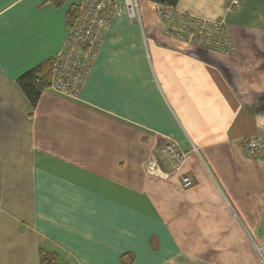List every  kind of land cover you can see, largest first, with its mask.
I'll use <instances>...</instances> for the list:
<instances>
[{
    "label": "crops",
    "instance_id": "obj_1",
    "mask_svg": "<svg viewBox=\"0 0 264 264\" xmlns=\"http://www.w3.org/2000/svg\"><path fill=\"white\" fill-rule=\"evenodd\" d=\"M79 1L0 0V264H264V159L242 145L264 138V0L226 17L234 56L116 0L79 96L47 88L31 108L18 80L62 49ZM226 1L176 9L218 20ZM167 143L190 188L147 172Z\"/></svg>",
    "mask_w": 264,
    "mask_h": 264
},
{
    "label": "built area",
    "instance_id": "obj_2",
    "mask_svg": "<svg viewBox=\"0 0 264 264\" xmlns=\"http://www.w3.org/2000/svg\"><path fill=\"white\" fill-rule=\"evenodd\" d=\"M243 0H227L224 15L218 20H207L181 12L176 7H159V17L164 34L200 48L234 56L235 49L226 17L238 13ZM76 20L68 27L67 39L62 49L53 58L50 89L60 94L76 98L84 88L93 63L105 41L118 11L116 0H80ZM131 23L142 25L140 0H126ZM245 153L252 159H264V138L246 137L242 141ZM146 165L149 174L168 179L172 174H180L184 188L193 186L190 176L182 175L187 159L186 153L177 145L167 143L158 149ZM170 163L167 171L164 165ZM260 237L264 240V230Z\"/></svg>",
    "mask_w": 264,
    "mask_h": 264
},
{
    "label": "trees",
    "instance_id": "obj_3",
    "mask_svg": "<svg viewBox=\"0 0 264 264\" xmlns=\"http://www.w3.org/2000/svg\"><path fill=\"white\" fill-rule=\"evenodd\" d=\"M160 6L176 7L179 0H148ZM58 4V3H57ZM78 15V7L71 9L69 12V25L76 20ZM53 59L45 62L37 68L31 70L18 80V85L29 100L31 108H35L45 89L49 87ZM40 264H60L58 257L54 253H48L44 250L40 251Z\"/></svg>",
    "mask_w": 264,
    "mask_h": 264
},
{
    "label": "rangeland",
    "instance_id": "obj_4",
    "mask_svg": "<svg viewBox=\"0 0 264 264\" xmlns=\"http://www.w3.org/2000/svg\"><path fill=\"white\" fill-rule=\"evenodd\" d=\"M141 12V11H140Z\"/></svg>",
    "mask_w": 264,
    "mask_h": 264
}]
</instances>
